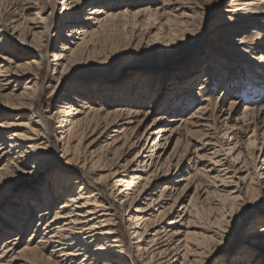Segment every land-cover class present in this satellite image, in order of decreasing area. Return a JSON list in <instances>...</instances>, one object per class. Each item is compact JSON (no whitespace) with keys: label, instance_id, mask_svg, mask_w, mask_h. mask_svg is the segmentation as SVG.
<instances>
[{"label":"bare ground","instance_id":"6f19581e","mask_svg":"<svg viewBox=\"0 0 264 264\" xmlns=\"http://www.w3.org/2000/svg\"><path fill=\"white\" fill-rule=\"evenodd\" d=\"M83 3V0H64L63 14L65 11L69 12L67 16L62 17L66 25L62 27L57 39L59 41L64 39L59 48L61 52L55 59L69 61L70 67L90 60L89 50L94 38L99 37L109 28H128L136 24L143 26L141 18L145 16L151 17L158 23L164 18L165 25H169L173 20L169 12L150 8L104 10L92 6L86 12L89 16H80V7ZM43 4L44 0H0V6H3L0 10L1 16L11 5H14L15 10H20V13L14 16L25 17L24 32L33 37L32 43L37 48L47 47L45 38L50 37L56 27L54 24L56 8L51 7L52 13L45 17L47 9ZM27 11H34L35 14L29 16ZM91 19V22L88 21ZM3 20L4 23L0 22L2 28L0 33H3L0 34V38L2 36L6 38L8 35L11 26L8 22L12 18ZM32 25L37 27L32 28ZM37 29H43V32L39 33ZM16 31L19 30L15 28ZM167 38L156 36L151 43ZM1 43L2 39H0V54L1 51H7ZM33 44L30 46L33 47ZM44 61L46 62L44 57L38 62L24 61L17 66V72L6 65L2 66L0 77L10 79L14 77L13 75L18 78L21 75L31 74L35 79L40 80L39 76L45 70ZM58 65L64 66L65 63ZM2 73H6L5 76ZM198 85L197 83V88ZM35 86L32 95L23 93V98L25 97L29 102V108H26V103L19 102L21 98L16 99L15 102H5L11 104V110L17 111L14 113L17 115L30 109L31 118L0 123V147H2L0 152L7 158L6 163L0 168V187L4 186L15 193L21 191L20 193H23L21 205L27 209L31 207L37 209L36 225L44 228L45 233L49 235L44 237V233L39 243H34L36 246L27 242V246L20 251L25 257L22 258L24 264H74L81 256L87 261L85 264H210L214 254L225 249L221 244L224 235L222 226L217 228L215 224L209 225L208 222L205 223L207 226L205 228L193 221V218L200 214L201 207L207 206L224 213H221V216H225V222L230 221L228 218L236 222L235 215L239 209L252 208L256 203L264 202V154H261L264 152V126L263 129L260 127L264 124L263 108L254 109L246 105L241 114L235 117V112L232 113V110L239 102L230 98V109L226 113L222 110L220 117L223 121L219 128L209 122L212 113L209 114V108L204 105L186 118L181 116L169 118V124L161 127L162 121L166 120V113L157 116L152 123H148L152 114L148 107L125 103L109 106L104 104V100L96 99L94 96L72 98L77 104L68 108L71 113L64 111L53 113L48 110V114H45L38 102L44 86L40 87L37 84ZM224 95L227 94L223 93V98ZM239 105L241 106V103ZM53 122H57L61 130L66 162H76L81 165L89 176H92V172L104 171L106 164L115 166L109 171L110 176L98 175V173L96 175L98 178L92 177L97 184L101 180H112L111 195L124 194L119 188L122 183H125L126 190L133 191L135 187L139 188L141 183L137 180L141 175L136 177L138 178L136 180L135 176H130L131 174H127L128 171L124 170L123 177L130 178L127 181H124V178L114 180L121 175V168L126 169L132 162L137 165V170L133 172L146 173L145 181L159 187L154 203L156 207L162 209L159 210L158 216H161L163 226L160 227L161 231H157L152 236L147 246L144 245L147 240L144 235L148 231L138 239V233L131 230L138 229L140 221L149 224L151 220L143 221L144 218L128 215V234L130 233L133 238L131 248L126 247L115 204V202L122 203V198H118L119 200L115 202L112 200L107 202L100 193L90 192L76 179L55 182L47 178L37 190L36 186L40 185L46 175L41 156L47 151L46 143L51 139V135L55 134ZM99 129L116 133L118 136L113 143L122 142L120 146L117 144L113 146V143L109 145L113 146L109 152L113 158L106 155L108 146L95 150L88 149L95 140L86 145L87 140ZM242 134L246 137L242 138ZM120 137L123 139L120 140ZM133 148L137 149L136 155L131 161L127 160L125 165H122L120 159L127 154L124 149ZM23 149H30L31 152ZM190 153L200 162L201 169L195 176H184V171L190 169L191 160L187 158ZM33 164L35 165L31 166ZM26 167L34 169L31 172L33 176L27 179H25L27 173L24 171ZM161 183L163 184L160 185ZM97 188L99 192L102 191L99 185ZM192 189L194 192L189 206L185 208L183 202ZM154 190L145 184L137 193L148 196ZM129 198L132 200L133 194ZM170 201L172 203L167 208L164 207V204ZM130 211L132 210H128ZM30 215L31 212L27 210L25 216L27 219L23 218L22 225L26 226L31 221ZM187 215L189 220L185 224L187 231H182L181 228L174 229L173 227L181 222L184 227L183 223ZM262 217L257 220L261 226L248 233L245 243L246 246L251 244L253 248L243 247L242 251L245 253L251 250L253 255H256V260L261 258L264 261V216ZM14 219L13 214L0 219V230L6 231L7 228L18 227L20 222L17 220L14 222ZM220 220L217 222L220 223ZM148 227L150 226L147 225L146 228ZM162 234L164 236L161 237ZM14 239V236H9L4 241L13 243ZM134 253L140 260H134ZM17 259L19 258L13 259L12 263ZM140 261L143 262L139 263ZM219 264H230V261L226 259ZM231 264L255 263L244 255Z\"/></svg>","mask_w":264,"mask_h":264},{"label":"rangeland","instance_id":"374dc122","mask_svg":"<svg viewBox=\"0 0 264 264\" xmlns=\"http://www.w3.org/2000/svg\"><path fill=\"white\" fill-rule=\"evenodd\" d=\"M83 2L80 7V16H89L86 12L92 6L104 10L150 8L159 9L160 12H169L173 22L170 21V26L168 24L167 26L163 23L165 22L164 18H161L158 23L151 17L145 16L141 18L143 26L136 24V26L128 28H109L103 31L99 37L94 38L90 50L88 49L90 60L82 61L78 65L70 67L69 61L55 59L61 52L59 48H61V42L64 39L62 38L60 41L57 39L65 24L62 17L67 16L69 12L65 11L66 14H63L64 0H44L43 5L47 9L45 17L52 13L51 7H55L57 10L54 16L56 27L51 32L50 37L45 38L46 48L35 47L32 43L33 37L25 34V24H23L25 17L14 16L20 13V10H15L14 5L5 8L6 12H3L2 16L0 14V22L4 23L3 19L7 18H12V20L8 22L11 26L6 38L5 36L0 38L2 39V47L7 50L1 51L0 54V72L3 71L2 66L5 65L17 72V66L24 61L38 62L44 57L46 62L44 61L45 70L39 76L40 80L35 79L31 74L21 75L20 78L13 75L14 77H10V79L0 77V123L31 118L32 111L30 109L17 115L14 114L17 111L11 110L10 103L21 98L19 102L26 103V108H29V102L26 101L25 97L23 98V93L32 95L36 89V84L40 87L44 86V91L38 102L45 114H48L49 111L71 113L68 108L77 104L72 98L94 96L96 99L101 98L104 100V104L109 106L118 103L146 106L152 111L148 123H152L157 116L166 113V120L162 121L161 127L169 124V118L176 116L186 118L187 115L204 105L209 108V114L212 113L209 116L210 119L208 118L209 122L212 126L219 128L222 126L221 121H223L220 117L222 110L226 113L230 109V98L237 99L239 102L232 110V113L235 112V117L241 114L246 105L254 109H264V0H83ZM1 9L3 6H0ZM27 13L29 16L35 14L34 11H27ZM88 21L91 22L92 19ZM36 27L32 25V28ZM94 27L96 28V26ZM15 28L19 31L15 32ZM37 31L41 33L43 29H37ZM0 34L3 35V33ZM156 36L168 38L151 43ZM171 40L172 42H170ZM32 44L33 47H31ZM58 63H65V65L61 66ZM2 74L5 76L6 73ZM9 82L10 84H8ZM197 83L199 84L198 88L196 87ZM101 92L104 93L100 94ZM223 93L227 94L224 95V98ZM263 126L264 124L260 125L261 129ZM53 128L55 134L51 135V139L46 143L47 151L41 156L43 158L42 167L46 171V175L42 178L40 185L36 186L37 190L41 188L47 178L55 182H63L64 179H76L90 192L100 193L107 202L111 200L115 202L119 200L118 198H122V203L115 202V204L118 208L116 213L120 218L118 222L121 225L126 247L131 248L133 238L130 233L128 234L129 216H139L144 218L143 221L151 220L149 224L140 221L139 228L131 230V232L138 233V239L145 231H148L144 235V238L147 239L144 245L147 246L152 236L157 231H161L160 227L163 226V224L161 225V216H158L159 210L162 209L159 206L156 207L154 203L158 196L159 187L145 181L146 173L133 172V170H137V165L132 162L126 169L121 168V175L114 180L123 179L124 170L128 171L127 174H131L130 176H135L134 178L141 175L140 179L136 178L141 183L139 188L135 187L133 191L126 190L125 183H122L119 188L123 190L124 194L120 196L111 195L110 184L112 180H101L97 184L92 177L98 178L96 176L98 173V175L110 176L111 172L109 171L115 166L111 167L106 164L104 171L92 172V176L87 175L85 168L83 169L81 165L76 162H66L59 124L53 122ZM116 136H118L116 133L99 129L87 140L86 145L95 140V143L88 149L95 150L108 146L106 155L113 158V155L109 153L110 149L116 144L122 145V142L113 143ZM245 137L246 135L243 136L242 134V138ZM121 139L123 138L120 137ZM111 144L113 146H109ZM23 150L31 152L30 149ZM124 150L127 154L120 159L122 165H125L127 160L131 161L137 152V149L134 148ZM261 154L263 155L264 152ZM187 158L191 160V163L190 169L184 171V176L197 175L201 169L200 162L191 153ZM6 161L7 158L0 152V168ZM20 166L23 167V165ZM24 171L27 173L25 179L33 176L31 175V172L34 171L32 167H26ZM129 178H124V181ZM145 184L155 189L148 196L137 193ZM98 185L99 188H102L101 192L98 191ZM3 187H0V219L13 214L14 222L17 220L20 224L14 229L0 230V264H24L23 259L25 257L20 251L27 246V242L36 246L45 231L44 228L36 225L37 209L32 207L27 209L21 205L23 193H20L21 191L15 193ZM193 192L194 189L185 198L183 202L185 208L189 206ZM128 194L129 196H127ZM131 194H133L132 200L129 198ZM171 203L172 201L167 202L164 207L167 208ZM206 207H201L200 214L198 213L199 215H196L193 221L198 222V226L205 228H207L208 222L209 225L215 224L217 228L222 226L221 230L224 237L221 244L225 246L223 251L214 254L210 264H219L220 261L226 259L231 264L244 255L248 259H252L255 264H263V259L257 258L258 260H256V255H253L251 250L243 253L242 249L243 247L253 248L251 244L246 246L245 243L248 233L261 226L257 220L264 216V202L260 201L252 208L243 207L239 209L235 215L236 222L232 221L231 218H228L229 222H225V216H221L222 212ZM27 210L31 212V221L32 219L33 221H29L25 226L22 225V221L23 218L27 219L25 217ZM128 210L132 211L128 212ZM187 217L188 215L184 219V227L181 222L173 228H181L182 231H187V227H185L189 221ZM217 220H220V223ZM147 225L150 227L146 228ZM9 236L15 237L13 243L4 241ZM43 236L49 237L47 233ZM160 236L162 237L164 234ZM35 242L36 244H34ZM15 258L19 259L12 263ZM134 260H140L139 257H136V253H134ZM86 262L81 256L76 259L74 264H85Z\"/></svg>","mask_w":264,"mask_h":264}]
</instances>
